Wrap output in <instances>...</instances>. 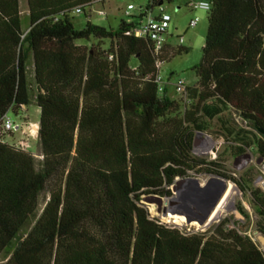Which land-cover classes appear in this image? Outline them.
Here are the masks:
<instances>
[{
  "label": "trees",
  "instance_id": "16d2710c",
  "mask_svg": "<svg viewBox=\"0 0 264 264\" xmlns=\"http://www.w3.org/2000/svg\"><path fill=\"white\" fill-rule=\"evenodd\" d=\"M93 1L28 0L25 30L20 0H0V122L35 103L42 152L37 161L0 142V254L13 246L5 264H264L259 244L227 229L228 219L209 236L184 233L151 218L143 203L170 197L189 171L217 175L249 195L264 234L257 171L236 177L193 154L200 117L223 107L264 129V0H208L202 58L192 68L198 80L186 101L166 85L159 91L156 75L158 62L189 48L168 39L157 54L152 40L129 34L146 13L117 28L91 20L78 28L75 9L85 14ZM170 2L147 0L146 12ZM229 134L236 156L255 145L264 157L262 134Z\"/></svg>",
  "mask_w": 264,
  "mask_h": 264
},
{
  "label": "rangeland",
  "instance_id": "374dc122",
  "mask_svg": "<svg viewBox=\"0 0 264 264\" xmlns=\"http://www.w3.org/2000/svg\"><path fill=\"white\" fill-rule=\"evenodd\" d=\"M146 1L147 0H107L104 5L95 4L91 9L87 8L85 14L74 13L73 22L78 28L84 27L87 20H91L98 25L117 28L122 19H128L125 14V9L129 3L135 5L136 8L133 12L138 13L141 8L145 6ZM198 1L200 0H172L170 3L162 4L165 12L171 16L169 27L170 44L172 46L182 45L189 48L188 53H182L169 58L162 63L160 68V74L166 87L171 95L179 101L184 100L185 95L175 94V87L178 81L184 80L186 85L190 87L195 86L197 83L198 79L192 68L201 61L202 48L205 43L208 28V11L195 9L191 6V4ZM24 8H26V0L22 2V9ZM101 9L106 10V16L98 15V11ZM158 10L159 7L155 9L154 13H157ZM192 19H198V23L195 27H190V21ZM23 23H27L26 17L23 18ZM181 37L184 39L183 43L179 42ZM181 103L183 104V102ZM21 114L26 113L22 112ZM10 115L13 118L16 117L13 113H10ZM27 115L30 121H39L40 113L35 103H31L27 107ZM200 121L205 129L204 131H196L194 133V142L196 146H204L205 150L198 151L196 148L193 149V154L195 156L207 160H216L224 169L230 171V173L236 177L242 175L248 168L254 169L252 173L258 171L256 161L257 157L260 155L255 145L244 148V153L251 156L249 164L241 171L234 168L235 158L237 157L235 154L237 145L233 143L229 131H236L238 129L252 131L257 135L254 137L252 134H249L252 139L258 138L260 135L232 108L223 107L222 113L217 117L208 119L205 116H201ZM20 138H22V133L19 131L16 132L13 137L9 138V141H16ZM29 150L35 155L37 161L41 159L42 152L39 138L33 141L31 140ZM210 150H212V152H210ZM177 179L183 182V187L181 191L179 190V192L174 194L172 185L170 186L172 195L174 196L173 198H163L161 205L156 201L143 200L151 218L171 228H177L184 233H206L208 236L213 233L215 227L220 224L221 221L228 219L225 225L227 229L235 228L239 232L251 236L259 244L261 250L264 251V243H261L258 239L261 233L258 229L259 217L250 204V197L247 193L241 192L232 180L195 171H189L187 176L178 177L176 180ZM225 184H227V187L220 199L216 202ZM229 187L231 188L229 189ZM48 197L49 194L47 191L41 194L37 216L32 219L33 224L42 212ZM225 197V207L221 211V214L216 219L209 222L212 213ZM239 204L243 206L247 216L243 215L241 217L238 215L237 208ZM210 210L211 213L207 217L205 223L200 224L199 220L203 219ZM170 214L183 216L185 222L178 223L175 222L174 219L169 220L168 217L171 216ZM187 216L191 217L193 220L188 222ZM192 216L199 217V219H195ZM197 222H199V224ZM30 227H32V224L27 230ZM25 231L26 229L21 232L22 236H25ZM12 247L13 246L5 249L0 254V264H5L8 260L12 253Z\"/></svg>",
  "mask_w": 264,
  "mask_h": 264
},
{
  "label": "built area",
  "instance_id": "2783aa9c",
  "mask_svg": "<svg viewBox=\"0 0 264 264\" xmlns=\"http://www.w3.org/2000/svg\"><path fill=\"white\" fill-rule=\"evenodd\" d=\"M105 1L107 0H94L91 4V7H93L95 4L104 5ZM191 6L195 9H203L206 11H209L211 9V3L208 0H200L198 2L191 4ZM135 8L136 7L133 3H129L127 5L125 9V14L128 17L127 19L128 21L133 20V16H139L142 13H146V15L143 16L142 19L139 20L138 25H136L128 33L134 34L142 38H149L150 40H152L154 44L155 52L157 54H160L164 48L165 43L169 39V27H170L171 16L165 12V9L162 6V4L159 6V10L157 13H154L155 10L151 12H146L145 6L141 8V10L138 13H135L133 12ZM74 13L80 14L83 13V10L81 7H78L75 9ZM98 15L106 16L107 12L105 9H101L98 11ZM197 23H198V19H192L190 21V27H195ZM179 42L180 43L184 42L183 37L180 38ZM110 58H112V56H110ZM161 65L162 63L160 62L157 63V67L159 71L158 74L156 75V81L159 85L158 86L159 91H163L165 87L164 80L160 74ZM175 90L177 94L185 95L184 101L187 100L188 90L184 80L178 81ZM24 109H25L24 112L26 114L16 115L15 118H13L10 115V113H6L4 115L2 121L0 122V142L9 143L11 145H14L18 149L30 152L29 148L31 145L32 137L34 136L33 134L34 126L32 123H30V119L29 116L27 115V110L25 107ZM19 131L22 133V138L10 142L9 138L13 137L15 133ZM195 148L198 151L205 150L204 146L203 147L202 145L196 146V143H194V149ZM210 152H212V150H210ZM257 166H258V171L254 179V185L260 188L262 191H264V157L262 161L259 164H257Z\"/></svg>",
  "mask_w": 264,
  "mask_h": 264
},
{
  "label": "water",
  "instance_id": "95a60500",
  "mask_svg": "<svg viewBox=\"0 0 264 264\" xmlns=\"http://www.w3.org/2000/svg\"><path fill=\"white\" fill-rule=\"evenodd\" d=\"M255 129L260 133V134H262L263 136H264V129L263 128H261L258 124H255ZM262 159H263V157H261V156H259L258 158H257V164H259L261 161H262ZM251 161V156L249 155V154H246V153H244V154H241V155H239V156H237L236 158H235V162H234V168L236 169V170H239V171H241V170H243L248 164H249V162ZM178 183V179L175 181V183L172 185V190H173V192H174V194H176L177 192H179V189H178V187H177V184ZM226 187H227V184H225L224 185V188H223V190H222V193L219 195V197H218V199L216 200V202L220 199V197H221V195L223 194V192H224V190L226 189ZM173 198L174 196L172 195V196H170V197H168V198ZM146 200H149V201H156L159 205H161L162 204V200H163V197H157V196H153V197H150V198H147ZM215 205V204H214ZM237 212H238V215H240L241 217L243 216V214L241 213V211L237 208ZM210 213H211V210L207 213V215L203 218V219H201V220H199V222H200V224H204L205 223V221H206V219H207V217L210 215ZM193 219L191 218V217H189V216H187V221L188 222H190V221H192ZM258 239H259V241L261 242V243H264V234H259V236H258Z\"/></svg>",
  "mask_w": 264,
  "mask_h": 264
},
{
  "label": "bare ground",
  "instance_id": "6f19581e",
  "mask_svg": "<svg viewBox=\"0 0 264 264\" xmlns=\"http://www.w3.org/2000/svg\"><path fill=\"white\" fill-rule=\"evenodd\" d=\"M231 187H229L230 189ZM233 190V188H232ZM230 193V192H229ZM228 194V193H227ZM225 202H226V197L223 199V201L219 204V206L216 208V210L212 213L211 217L209 218V222L210 221H213L214 219H216L220 214H221V211L224 209L225 207ZM171 216H169V220H175V222H178V223H184L185 222V218L183 216H176V215H173V214H170ZM199 224V222H197Z\"/></svg>",
  "mask_w": 264,
  "mask_h": 264
},
{
  "label": "crops",
  "instance_id": "0c3cea01",
  "mask_svg": "<svg viewBox=\"0 0 264 264\" xmlns=\"http://www.w3.org/2000/svg\"><path fill=\"white\" fill-rule=\"evenodd\" d=\"M22 2H23V0H20L21 13L23 15V18H25V17L27 18V15L29 13L28 0H26V8H24V9H22ZM23 27L25 28V30L28 29V18H27V23L26 24L23 23ZM38 111L40 113L39 108H38ZM30 123H32L34 126V129H33L34 136L32 137V141H33V140H36L39 138L38 137L39 121H37V122L30 121Z\"/></svg>",
  "mask_w": 264,
  "mask_h": 264
},
{
  "label": "flooded vegetation",
  "instance_id": "af4514ba",
  "mask_svg": "<svg viewBox=\"0 0 264 264\" xmlns=\"http://www.w3.org/2000/svg\"><path fill=\"white\" fill-rule=\"evenodd\" d=\"M244 154V153H243ZM184 179V178H183ZM178 187H179V190L181 191L182 190V187H183V182L178 180V183H177ZM193 218L195 219H199V217H195V216H192Z\"/></svg>",
  "mask_w": 264,
  "mask_h": 264
}]
</instances>
